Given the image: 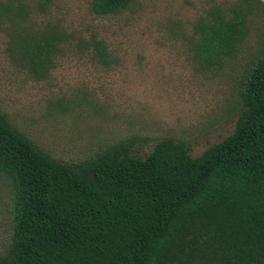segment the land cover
Listing matches in <instances>:
<instances>
[{"label":"trees","instance_id":"obj_1","mask_svg":"<svg viewBox=\"0 0 264 264\" xmlns=\"http://www.w3.org/2000/svg\"><path fill=\"white\" fill-rule=\"evenodd\" d=\"M0 0V27L16 62L45 78L70 45L103 41L58 22L29 24V10ZM49 0L37 1L44 13ZM134 0H91L97 16ZM179 40L203 72L234 75L241 110L232 134L192 156L163 138L144 158L136 141L62 161L39 149L0 111V179L11 199V238L0 264H264V2L201 0Z\"/></svg>","mask_w":264,"mask_h":264},{"label":"rangeland","instance_id":"obj_2","mask_svg":"<svg viewBox=\"0 0 264 264\" xmlns=\"http://www.w3.org/2000/svg\"><path fill=\"white\" fill-rule=\"evenodd\" d=\"M19 0L29 24L58 22L101 40L111 62L93 48L70 45L45 78L19 66L0 27V111L39 149L79 161L119 141H136L144 158L163 138L183 141L194 157L233 133L241 106L234 75L203 72L179 40L201 13V0H134L114 16H97L91 0ZM11 199L0 179V256L11 238Z\"/></svg>","mask_w":264,"mask_h":264},{"label":"crops","instance_id":"obj_3","mask_svg":"<svg viewBox=\"0 0 264 264\" xmlns=\"http://www.w3.org/2000/svg\"><path fill=\"white\" fill-rule=\"evenodd\" d=\"M263 2H264V0H263Z\"/></svg>","mask_w":264,"mask_h":264}]
</instances>
